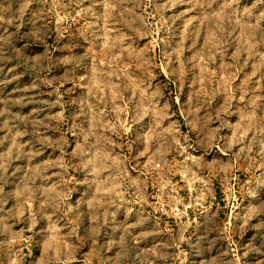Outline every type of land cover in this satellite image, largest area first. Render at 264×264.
I'll return each instance as SVG.
<instances>
[{"label": "rangeland", "instance_id": "rangeland-1", "mask_svg": "<svg viewBox=\"0 0 264 264\" xmlns=\"http://www.w3.org/2000/svg\"><path fill=\"white\" fill-rule=\"evenodd\" d=\"M20 10L1 264H264V0Z\"/></svg>", "mask_w": 264, "mask_h": 264}, {"label": "crops", "instance_id": "crops-1", "mask_svg": "<svg viewBox=\"0 0 264 264\" xmlns=\"http://www.w3.org/2000/svg\"><path fill=\"white\" fill-rule=\"evenodd\" d=\"M30 6L31 0H0V41L8 43L12 40L17 9H21L23 15Z\"/></svg>", "mask_w": 264, "mask_h": 264}]
</instances>
